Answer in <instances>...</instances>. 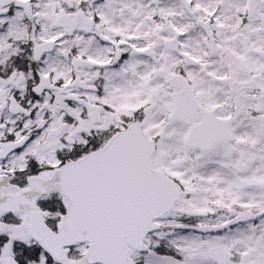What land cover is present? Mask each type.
Wrapping results in <instances>:
<instances>
[{
	"label": "snow or ice",
	"instance_id": "1",
	"mask_svg": "<svg viewBox=\"0 0 264 264\" xmlns=\"http://www.w3.org/2000/svg\"><path fill=\"white\" fill-rule=\"evenodd\" d=\"M0 264H264V0H0Z\"/></svg>",
	"mask_w": 264,
	"mask_h": 264
}]
</instances>
